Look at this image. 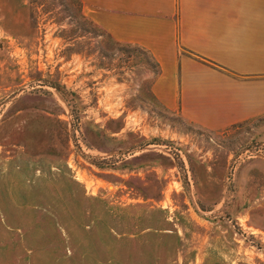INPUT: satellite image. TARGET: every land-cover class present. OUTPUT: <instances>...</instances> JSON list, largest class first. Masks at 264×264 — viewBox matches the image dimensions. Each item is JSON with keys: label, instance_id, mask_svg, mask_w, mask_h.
Wrapping results in <instances>:
<instances>
[{"label": "rangeland", "instance_id": "rangeland-1", "mask_svg": "<svg viewBox=\"0 0 264 264\" xmlns=\"http://www.w3.org/2000/svg\"><path fill=\"white\" fill-rule=\"evenodd\" d=\"M159 73L78 0H0V264H264V116L203 128Z\"/></svg>", "mask_w": 264, "mask_h": 264}, {"label": "crops", "instance_id": "crops-1", "mask_svg": "<svg viewBox=\"0 0 264 264\" xmlns=\"http://www.w3.org/2000/svg\"><path fill=\"white\" fill-rule=\"evenodd\" d=\"M118 43L160 67L168 110L223 130L264 116V0H78Z\"/></svg>", "mask_w": 264, "mask_h": 264}, {"label": "trees", "instance_id": "trees-1", "mask_svg": "<svg viewBox=\"0 0 264 264\" xmlns=\"http://www.w3.org/2000/svg\"><path fill=\"white\" fill-rule=\"evenodd\" d=\"M140 47V46H139Z\"/></svg>", "mask_w": 264, "mask_h": 264}]
</instances>
